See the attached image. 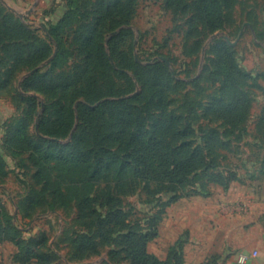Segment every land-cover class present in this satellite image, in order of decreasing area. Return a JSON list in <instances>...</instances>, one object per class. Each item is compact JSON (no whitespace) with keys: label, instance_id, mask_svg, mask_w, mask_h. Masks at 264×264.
I'll use <instances>...</instances> for the list:
<instances>
[{"label":"rangeland","instance_id":"1","mask_svg":"<svg viewBox=\"0 0 264 264\" xmlns=\"http://www.w3.org/2000/svg\"><path fill=\"white\" fill-rule=\"evenodd\" d=\"M126 1L80 0L84 20L57 32L69 56L50 69L57 53L50 32L67 11L65 0H0V75L6 82L0 88V155L6 172L0 178V212L8 213L24 239L39 243L50 264H130L123 236L129 230L147 232L168 196L149 195L142 184L129 194L109 195L116 183L112 170L97 181L84 205L59 206L47 190L45 205L20 212L23 199L42 185L33 180L36 169L28 150L11 144L13 132L22 131L23 146L53 142L84 152L94 143L106 160L130 154L148 140L160 139L169 147L187 142L214 167L210 174H220L222 182L234 175L227 190L211 185L207 195L212 188L215 193L235 186L248 198L242 203L249 209L240 214L256 213L264 231V202L259 205L258 199L264 195V0H217L221 19L214 28L197 11L209 0H134L129 17L121 19L113 3ZM20 23L25 34L19 33ZM122 29L129 35L124 43L113 42V61L108 42ZM42 41L51 52L37 62L31 55ZM221 46L227 49L224 55ZM104 54L125 78L106 76ZM227 56L230 75L219 66ZM156 63L159 69L149 71ZM108 90L114 93L107 95ZM241 96L249 100L243 122L232 125L209 112ZM79 103L108 104L84 128L77 118ZM184 209L171 215L178 231ZM184 232L174 238V244L182 242V251ZM170 239L166 232L156 237L148 253L165 259ZM15 254L10 243L0 244V264H13Z\"/></svg>","mask_w":264,"mask_h":264},{"label":"trees","instance_id":"2","mask_svg":"<svg viewBox=\"0 0 264 264\" xmlns=\"http://www.w3.org/2000/svg\"><path fill=\"white\" fill-rule=\"evenodd\" d=\"M79 1L65 0L67 11L57 24L51 28L50 35L57 44V53L50 64V69L65 63L69 56L65 41L58 36L57 32L65 31L66 28L84 20L83 13L80 12ZM133 1L127 0L126 4L114 2L113 6H117V9L113 13H118L121 19L129 17L130 4ZM197 11L199 18L207 21L213 28L220 22L221 7L217 0H209L208 3L202 1V5ZM107 13H109V9ZM18 28L20 34H23L26 30L21 23ZM128 35L129 31L122 29L117 36L108 42L109 56L113 61H115L113 42L114 45L124 43V39ZM85 42L83 45L86 48L87 42ZM50 48L47 42L42 41L35 48L31 57L37 62H42L49 57ZM226 51L225 46L220 47V54L224 55L227 53ZM103 56L106 62V76L112 75L113 77L125 78L122 73L117 72L109 65L108 56L105 54ZM229 62L230 58L228 56L226 58L222 57L219 65L228 75H230L227 72ZM158 67L160 66L156 63L148 69L152 71L159 69ZM43 75L45 76V74L41 76ZM34 78L35 75L28 82ZM5 86L6 82L0 75V88ZM110 91L108 90L106 94L111 95V93H114ZM90 94H92L91 91H88V95ZM107 104L104 103L92 108L85 103H79L77 105L79 125L84 126V128L91 127ZM248 107L249 100L241 96L227 107L212 106L209 112L216 119H223L232 125H236L244 121ZM21 132H13L11 144L17 149L28 150L29 159L36 169L33 180L36 184H41L42 188L38 193L35 192L23 199L22 204L18 207L20 212L32 211L45 205L47 201L44 192L47 190L50 191V194L54 197V202L57 201L59 206L66 207L73 203L84 205L93 194L97 181L107 179L112 170H114L113 175L116 183L114 189L108 192L109 195L114 193L117 195L129 194L142 184L149 195L165 194L168 196L167 201L161 205V210L156 218L151 220L147 232L139 233L129 230L123 236L122 241L127 246L130 264H184L182 242L173 244L163 260L147 251L148 243L157 237V227L164 214V209L180 199L192 196H207L211 185H217L227 190L230 184L235 181L233 174H229L225 182H222L220 174H210L214 167L207 162L206 157L199 148L190 150L191 145L187 142L169 147L160 139L148 140L130 154L106 160L102 155V151L97 150V144L94 143L90 149L84 152L78 150L67 151L58 143L53 142L33 144L29 142L26 146H23L21 144L22 140L19 138ZM71 138V141L75 140V133ZM5 173V163L0 155V178L4 177ZM150 184H155L157 188L154 191L149 190L147 186ZM23 204H27V208H24ZM4 242L10 243L16 249L13 264H50L52 262L49 254L38 250L39 243L35 244L36 242L33 240L23 238L21 231L15 226L12 218L5 210L0 212V244ZM83 242L88 247L93 246L89 239L83 238Z\"/></svg>","mask_w":264,"mask_h":264},{"label":"crops","instance_id":"3","mask_svg":"<svg viewBox=\"0 0 264 264\" xmlns=\"http://www.w3.org/2000/svg\"><path fill=\"white\" fill-rule=\"evenodd\" d=\"M49 1V0H47ZM235 186L226 192H213L211 195L180 199L169 205L157 228V238L164 232L171 235L166 248L174 244L178 233H186L182 256L184 264H236L240 253L258 252V258H252L246 264H264V231L258 228L257 214L250 211L240 214L238 207L247 201ZM259 205L264 202L261 195ZM185 206L181 230L171 215L178 207ZM170 223V226L168 227ZM250 226L248 229L245 227ZM174 235V236H173Z\"/></svg>","mask_w":264,"mask_h":264},{"label":"built area","instance_id":"4","mask_svg":"<svg viewBox=\"0 0 264 264\" xmlns=\"http://www.w3.org/2000/svg\"><path fill=\"white\" fill-rule=\"evenodd\" d=\"M248 207H249V206H248L247 204H245V203H241V204H239V209H240V211H241V210H242V211L248 210V209H249ZM255 255H256V254H255L254 252H253V253H250V254L240 253V254H238L237 257H236L237 263H238V264H246L247 261H248L249 259L254 258Z\"/></svg>","mask_w":264,"mask_h":264}]
</instances>
